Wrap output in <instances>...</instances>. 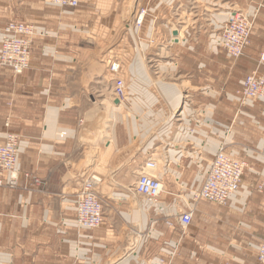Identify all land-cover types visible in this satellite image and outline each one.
Listing matches in <instances>:
<instances>
[{
    "label": "crops",
    "instance_id": "obj_1",
    "mask_svg": "<svg viewBox=\"0 0 264 264\" xmlns=\"http://www.w3.org/2000/svg\"><path fill=\"white\" fill-rule=\"evenodd\" d=\"M236 2V7L258 13L251 36V42L256 36L257 45L238 60L222 52L219 35H210L206 43L202 35L184 28L175 30L177 38L170 31V39L162 22L139 33L145 42L143 52L132 49L127 55L125 77L132 92L147 91L150 97V92L173 94L168 103L155 100L169 108L165 125L173 132L169 142L161 144L158 160L150 145L134 146L129 125L117 128L113 112L120 108L112 92L116 76L89 46L95 37L87 39L88 33L82 32L87 21L72 18V11L80 7L62 10L48 0H0V45L10 21L28 20L38 30L31 67L21 75L0 68V133L21 137L20 188H0V264H158L156 256L167 258L174 251L171 264H259L264 196L253 192L252 186L264 181V101L241 106L239 91L244 78L257 70L264 49V0ZM128 35L126 42L134 48L133 34ZM152 37L156 44L150 42ZM175 97L181 99L179 104ZM150 102L147 107L155 106ZM183 105L196 107L187 118ZM103 106L110 113L109 121L103 120ZM102 124L106 135L99 133ZM167 130L164 139L169 137ZM221 147L247 163L241 189L225 206L194 202L192 194L202 187ZM151 157L159 165L157 175L166 191L151 208L153 213L127 206L118 214L116 198H107L102 200V226L79 230L75 201L82 183L107 171L119 180L131 172L134 182L129 191L135 195L140 168ZM25 173L42 184L24 180ZM182 187L193 192L180 207L175 190ZM189 207L193 220L188 229L196 242L177 245L181 241L177 220ZM137 213L142 218L140 230L151 220L163 229L156 248L128 250L121 238L119 220L132 228ZM166 220H174L175 228L168 227Z\"/></svg>",
    "mask_w": 264,
    "mask_h": 264
},
{
    "label": "rangeland",
    "instance_id": "obj_2",
    "mask_svg": "<svg viewBox=\"0 0 264 264\" xmlns=\"http://www.w3.org/2000/svg\"><path fill=\"white\" fill-rule=\"evenodd\" d=\"M236 1L237 0H83L78 10L72 11V13H75L72 18L80 22L83 19L87 21L84 24L85 27L82 26L81 30L82 32L88 33V36L86 35L87 39H90V36L95 37V39H91L94 42L90 43L89 46L96 49L98 56L101 57L103 66L109 64L110 67L113 63L120 64V74L114 76L126 80L125 74L128 53H131L132 49L139 53L145 50V42L142 41V35L139 34L143 31L144 27H147L149 24L152 27L162 22L165 25L167 37L171 36L170 31L188 29L193 32V34L202 35L207 43L210 35H215V37L219 35L222 24L232 10H243L236 7ZM143 9L147 11L144 23L141 27H136L135 19ZM16 21L31 23L28 20ZM92 33L93 35H91ZM129 33L133 34L132 36L135 42L134 48L130 47V42H126ZM193 34L192 36L197 38L198 35ZM255 37L256 36L253 35L252 42L247 52L256 47L257 43L254 42ZM169 38L172 39L171 37ZM256 40H258V37ZM130 41L132 43L131 36ZM150 42L156 44L157 40L152 37ZM154 46L157 47V45ZM125 82L128 83L130 89L127 91V106H125L124 103H119L117 106L120 109L117 111L114 110L113 112L116 116L117 128L123 129V124L129 125L131 133L134 135V146L138 147L139 145L140 147L141 144L144 143L143 146L146 148L150 145V153L156 154L155 158L161 160V144L168 143L173 132L170 134L169 130H167V125H165L170 118L169 108L163 106L164 102L162 105H159L155 100L162 99L165 103H168V98L173 94L171 91L167 90L165 92L166 97H164L161 92H150L153 96L150 97L147 91L132 92L131 83L127 80ZM181 82L182 80H179L175 82V84L179 85ZM137 83L142 88V82L138 81ZM158 96H160V98ZM178 98H174L177 104H179L181 100ZM152 100L155 106L147 107ZM195 108L196 107L183 105L185 118L188 117V112H192ZM101 115L103 116V120L109 121L110 113L108 109L106 111V107L104 106L101 108ZM104 127V124H102V130L100 129L99 133L103 132L102 134L106 135ZM166 130V135L169 137L164 139L165 136H163V134ZM111 137L113 138L114 136L112 135ZM103 147L104 146H102V148ZM101 175L103 176L95 175L101 180L96 186L97 193L103 201H106L107 198H116L113 205L118 209L116 210L117 213L122 212V210L119 209L125 210L127 206L130 207V209L131 207L139 208V210L143 212L148 209L150 214L153 213L152 207L146 204L142 197L135 196L129 191L130 185L134 182L131 172L123 173V178H121V180L112 175L110 171ZM175 191L178 192L176 194L181 199L179 203L180 207H182L183 201H187L190 194L193 192L191 188L185 187L177 188ZM118 195H121V197L123 196V200H120L122 198L118 197ZM163 197L162 195L161 199H163ZM191 204H189V206L192 208ZM183 211H185V209L181 212ZM109 212L110 208H106V215H108ZM141 219V214L137 213L136 217L133 219L132 228L125 225L122 220H119L117 224L121 225V227L118 228L120 231L119 234L123 240H126L124 243L128 250L139 248L138 250L141 252L145 246L156 248L162 240V238H160V233L163 229L160 225H154L156 221L151 220L150 223L147 224L145 230H140ZM176 229V232L181 235V241H179L177 245L184 242H196L195 238L191 235V229H182L181 227H177ZM160 258H164L163 255L155 257L157 261ZM141 259V254H139V262Z\"/></svg>",
    "mask_w": 264,
    "mask_h": 264
},
{
    "label": "built area",
    "instance_id": "obj_3",
    "mask_svg": "<svg viewBox=\"0 0 264 264\" xmlns=\"http://www.w3.org/2000/svg\"><path fill=\"white\" fill-rule=\"evenodd\" d=\"M48 2L62 10L78 9L81 0H48ZM146 10H142L135 19L136 27L144 23ZM258 13L244 10H232L220 28L219 46L229 58L238 60L245 55L250 46L251 36L255 27ZM38 35L37 28L28 22L11 21L4 29V36L0 45V68H9L15 75H21L31 67L33 43ZM120 64L110 65L113 75L120 74ZM264 49L260 54L257 70L247 75L239 91L241 106L249 102L264 101ZM127 85L124 79L116 77L113 86V96L119 103L128 102ZM10 123H6L8 130ZM21 137L19 134L7 131L0 133V188L18 189L21 178L18 172ZM247 163L229 155L221 147L204 180L202 187L193 192L194 202L208 201L214 205L225 206L241 189ZM159 165L152 157L141 166L138 179L133 187L136 196L142 197L146 204L154 207L159 204L166 192L163 181L157 175ZM24 180L32 181L36 185L42 182L35 176L25 173ZM101 182L92 176L82 183L76 195V224L79 230L94 231L104 222V204L100 199L96 186ZM253 192L264 196V181L252 186ZM193 220V210L188 209L179 214L177 222L182 229H188ZM166 225L175 228V223L166 220ZM176 251L167 258L158 259V264H171ZM257 261L264 264V238L257 252Z\"/></svg>",
    "mask_w": 264,
    "mask_h": 264
},
{
    "label": "water",
    "instance_id": "obj_4",
    "mask_svg": "<svg viewBox=\"0 0 264 264\" xmlns=\"http://www.w3.org/2000/svg\"><path fill=\"white\" fill-rule=\"evenodd\" d=\"M173 36L175 38H177L178 37V32L177 31H174ZM115 104L118 105L119 104V101H116Z\"/></svg>",
    "mask_w": 264,
    "mask_h": 264
},
{
    "label": "bare ground",
    "instance_id": "obj_5",
    "mask_svg": "<svg viewBox=\"0 0 264 264\" xmlns=\"http://www.w3.org/2000/svg\"><path fill=\"white\" fill-rule=\"evenodd\" d=\"M211 11V10H210ZM207 12V11H206ZM222 14V13H221ZM223 15V14H222ZM220 16V15H219ZM179 39V38H178ZM177 39H173V41H176Z\"/></svg>",
    "mask_w": 264,
    "mask_h": 264
}]
</instances>
